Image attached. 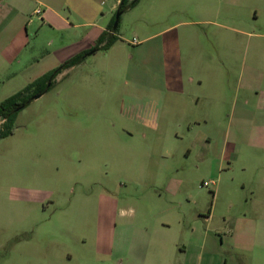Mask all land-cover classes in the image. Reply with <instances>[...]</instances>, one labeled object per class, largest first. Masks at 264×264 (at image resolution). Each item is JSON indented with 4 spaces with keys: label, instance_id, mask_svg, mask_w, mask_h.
Returning a JSON list of instances; mask_svg holds the SVG:
<instances>
[{
    "label": "rangeland",
    "instance_id": "374dc122",
    "mask_svg": "<svg viewBox=\"0 0 264 264\" xmlns=\"http://www.w3.org/2000/svg\"><path fill=\"white\" fill-rule=\"evenodd\" d=\"M40 12L19 45L10 40L20 51L0 71V103L59 67L82 31L43 26ZM227 12L225 0H139L111 51L17 112L0 139V264H99L101 243L145 221L207 233L215 246L232 225L264 222V57L231 36ZM166 38L181 95L162 91Z\"/></svg>",
    "mask_w": 264,
    "mask_h": 264
},
{
    "label": "crops",
    "instance_id": "0c3cea01",
    "mask_svg": "<svg viewBox=\"0 0 264 264\" xmlns=\"http://www.w3.org/2000/svg\"><path fill=\"white\" fill-rule=\"evenodd\" d=\"M119 2L120 0H0V71L19 55L20 50L16 54L11 53L10 40H17L18 45L21 43L23 31L30 24V17L37 8H42L37 19H40L43 26L61 23L72 30H82L75 35L76 42L70 45L66 54L60 60L55 57L60 65L79 54L88 53L81 62L84 63L88 56L111 51L116 42L107 50L90 52L99 37L108 30ZM225 5L227 19L233 25L229 28L231 36L235 35L237 41L245 38L248 43L253 42L251 57H264V0H225ZM155 35L157 34L146 36L142 41ZM170 39L163 41L165 78L162 91L170 95H181L184 94V88L180 84V57L175 43L171 44ZM177 42L176 40V45ZM79 65L66 70H74ZM170 67L173 69L170 70ZM44 74L43 72L42 75ZM258 85L262 91L257 105L264 111V77ZM161 101L164 103L165 100ZM243 105L248 106V100H244ZM261 123L257 139H261L258 145L264 148V118ZM262 182L264 184V177ZM250 194L254 197L255 190L252 189ZM261 218L264 219V216ZM258 219L246 221L242 226L232 225L227 230L226 242L220 239L216 246L207 233L196 235L193 230L184 232V229H174L168 223L152 225L145 221L144 224L130 228L127 235L121 234L116 240L101 243L100 249L106 260L99 264H264V222ZM81 264L92 263L81 261Z\"/></svg>",
    "mask_w": 264,
    "mask_h": 264
},
{
    "label": "trees",
    "instance_id": "16d2710c",
    "mask_svg": "<svg viewBox=\"0 0 264 264\" xmlns=\"http://www.w3.org/2000/svg\"><path fill=\"white\" fill-rule=\"evenodd\" d=\"M139 0H120L116 12L123 13L124 11L134 7ZM114 17L105 31L97 40L93 49L90 52L107 50L116 41L115 30H112ZM111 32V33H109ZM88 53L79 54L64 62L59 67L45 73L33 82L29 83L19 92L5 99L0 103V119L3 121L0 128V139L9 136L12 133L13 121L18 111L25 108L36 95H43L52 86L53 81L61 72L73 66L80 64Z\"/></svg>",
    "mask_w": 264,
    "mask_h": 264
},
{
    "label": "water",
    "instance_id": "95a60500",
    "mask_svg": "<svg viewBox=\"0 0 264 264\" xmlns=\"http://www.w3.org/2000/svg\"><path fill=\"white\" fill-rule=\"evenodd\" d=\"M120 15H121V13H119V12H116V13H115V16H114V23H113L112 30H115V29L117 28ZM40 96H41V95H36V96L34 97V99H37V98H39Z\"/></svg>",
    "mask_w": 264,
    "mask_h": 264
},
{
    "label": "built area",
    "instance_id": "2783aa9c",
    "mask_svg": "<svg viewBox=\"0 0 264 264\" xmlns=\"http://www.w3.org/2000/svg\"><path fill=\"white\" fill-rule=\"evenodd\" d=\"M109 33H111V32H109ZM130 43L133 45H136L138 42L135 39H133Z\"/></svg>",
    "mask_w": 264,
    "mask_h": 264
}]
</instances>
